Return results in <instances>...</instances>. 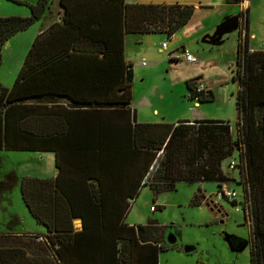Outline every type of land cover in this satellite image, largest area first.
<instances>
[{
	"label": "trees",
	"instance_id": "obj_1",
	"mask_svg": "<svg viewBox=\"0 0 264 264\" xmlns=\"http://www.w3.org/2000/svg\"><path fill=\"white\" fill-rule=\"evenodd\" d=\"M106 1H114L115 9L118 7V13H123L126 35L159 33L170 38L188 23L194 12L193 5L178 3L59 0L64 10L62 23H53L36 35L13 84L9 88L0 84V150L55 152V177L19 178L24 206L35 222L46 230L44 235H26L27 239L41 245L49 264H158L159 253L167 248L162 240L161 226L153 220L145 225L126 226L119 221L118 215L122 211L117 205L128 197L135 198L140 186L144 185L152 189L154 196L174 190L178 181L214 182L218 188L226 180L220 164L233 155L240 142L242 149L238 156L242 163L240 180L244 200L243 204L236 199L229 201L234 206L240 204L242 210L244 202L250 201V264H264V50L249 48L247 24L244 35L241 32L238 35L237 68L233 77L238 83L236 140L232 139L228 121H196L198 124L192 128L184 126L186 131L177 141L174 139L177 127L150 123L133 124L130 130L133 143L37 141L38 138L51 140L54 136L53 128L42 126L59 118L52 111L55 106L53 96H69V108L128 112L132 65L122 64V34L110 37L85 27L88 22L96 24L95 17H88V10L104 7ZM50 2L37 0L27 4L29 15L26 17L0 18V60L3 44L40 19ZM87 51L95 55V63L102 64L106 63L107 54L114 51L112 68L114 74L119 72V77L116 81L114 76L113 84V81L94 79L90 83L93 91L91 95L87 92L85 97L78 91L79 85L75 88L73 82L63 83L60 78L52 77V72L56 65L71 61L73 54ZM100 54L104 56L99 58ZM101 71L105 74L104 69ZM199 83L197 77L185 81L191 96L186 98L199 103L211 101L210 90L195 92ZM84 88L89 90L88 85L81 86ZM71 89L72 95L68 93ZM108 89L113 96L100 98L99 95ZM26 100L37 103L25 104ZM47 102H51L50 107ZM181 158L184 161L179 163ZM17 181L14 172L5 175L0 180V192H8ZM123 188L129 189L130 194L120 196ZM201 196L198 187L190 205H201L204 201ZM125 204L128 203L125 201ZM153 207L157 210L158 206ZM75 219L81 221L79 230H75ZM17 221L13 217L7 228L11 229ZM21 243L19 236L0 233V264H17L22 260L26 248Z\"/></svg>",
	"mask_w": 264,
	"mask_h": 264
},
{
	"label": "rangeland",
	"instance_id": "obj_2",
	"mask_svg": "<svg viewBox=\"0 0 264 264\" xmlns=\"http://www.w3.org/2000/svg\"><path fill=\"white\" fill-rule=\"evenodd\" d=\"M249 5L244 10L238 5L232 14L237 16L239 29L228 31L216 42H203L201 36L194 38L191 46L188 44L187 31L179 29L168 38L165 34H129L126 43L132 56L147 62H158V75L161 80L135 83L134 92L141 93L147 85L152 92H163L168 95L186 99L188 89L185 80L193 77L197 70L208 67L203 74V82L212 92L211 101L199 103L210 115L224 118L231 124L232 139H237L235 94L238 83L233 80L236 71L237 42L239 30L242 35L246 24L253 32L250 46L255 50H264V0H248ZM37 0H0V18L29 15L27 4H34ZM247 9V10H246ZM222 11L211 10L195 13V17L205 15V22L210 28L206 34L211 36L222 19L217 16ZM247 16V22L244 15ZM43 17V16H42ZM42 17L10 37L1 48L0 83L10 87L20 69L27 50L32 44L34 31L39 28ZM207 19V20H206ZM193 39V38H192ZM207 39V38H206ZM167 44V49L160 51L161 43ZM186 45L188 50L197 59L189 63L178 59L176 63L168 61V53ZM161 55L165 61L160 62ZM176 60V59H174ZM217 65L211 68L212 65ZM199 66V68H197ZM200 84H202L200 82ZM204 85V84H202ZM204 87V86H203ZM154 91V92H155ZM206 91V90H204ZM192 101V100H191ZM237 150L233 155L220 164L222 176L226 178L224 184L235 189L238 193L236 200L243 204L244 196L240 180V162L238 152L242 143H237ZM40 153L21 151H0V180L10 172H14L18 181L8 192H0V231L7 230V224L13 220V214L18 215V221L13 224L15 231L21 233L43 232L45 229L37 224L24 206L19 190V178L22 176H44L46 161L39 159ZM179 159V163H181ZM180 165V164H179ZM181 166V165H180ZM184 167V166H183ZM197 187L201 189L203 202L199 206H191L190 200ZM194 188V190H193ZM217 185L214 182H203L200 185L178 183L174 190L161 192L154 196L149 186L141 188L139 194L131 203L126 222L131 224H146L149 220L156 221L162 229L164 244L167 246L158 255L159 264H250V248L252 245V219L250 213H244V206L232 205L229 200L221 199L216 195ZM155 197V198H154ZM200 197V196H199ZM156 205L153 213L150 206ZM12 228V227H11Z\"/></svg>",
	"mask_w": 264,
	"mask_h": 264
},
{
	"label": "crops",
	"instance_id": "obj_3",
	"mask_svg": "<svg viewBox=\"0 0 264 264\" xmlns=\"http://www.w3.org/2000/svg\"><path fill=\"white\" fill-rule=\"evenodd\" d=\"M127 3H167V4H185V5H193L194 12L188 23L182 28V30L187 31L188 44L190 45L191 42L194 41V38L199 39L203 36L202 41L206 39V33L210 31V28L207 26L205 20V15L198 16L202 14L201 12H208L211 10H218V12L222 11L221 14L218 13L217 16L223 17L228 14H232L233 10L238 5V9L244 10L247 5H249L248 0H238L235 3H227L226 0H124ZM106 6L102 7H91L88 10V17H95L94 20L96 24H90V22L86 23L85 27L88 31L98 30L102 34L104 33L106 36H118L119 33L122 34L123 39V59L122 64L130 63L132 65V96L131 101L128 105V112L125 113L122 110L113 111L107 109H91V108H69L68 104L71 103V99L68 98L69 96L60 95V96H53L55 98V106H53L52 111H54V115L58 116L59 118L53 120L51 123L48 122L47 125H42L46 128H53L54 129V136L50 139H39V143H133L130 137V130L133 127L134 123H150V124H171L176 128V134L174 139L177 141V138H180L181 134H183L185 130V125H190L188 128H192L193 125H197L196 121H226L224 118L217 117L210 115L204 108H202L194 99H182L181 97L177 99V97H172L166 95L163 92L153 91L151 87L153 86L154 82L150 86L141 91L138 95L134 92V85L135 83H145L150 81L149 78L154 80H161L163 78L162 73L158 75L157 69L159 67L158 62H147L144 58L141 60L137 59V57L132 56L127 47L126 39L127 35L124 34V20H123V13L122 15L118 13V7H114V1H106ZM97 8V9H96ZM247 10V9H246ZM199 12L198 15L195 17V13ZM64 14V10L59 2V0H51L48 8L46 9L45 13L42 15V22L34 31L33 39L36 35L42 33L43 31L47 30L53 23H62V17ZM77 14V13H74ZM234 16V14H233ZM232 17L226 16L222 19L217 20L215 23H220L223 20ZM244 19L247 22V16L244 15ZM207 20V19H206ZM248 25V24H247ZM245 30L243 31L244 35ZM247 34H248V46L250 49H254L250 46V38H254V33L250 31L249 26L247 27ZM193 38V39H192ZM33 41V40H32ZM191 46V45H190ZM168 47V46H167ZM166 47V49H167ZM182 48H186V45H182L181 48L175 49L171 51L174 53L176 51L177 58H170L169 52L168 53V61L170 63H176L179 58L180 51ZM160 51L163 49L160 47ZM29 50V49H28ZM27 50V51H28ZM114 51L109 52L107 54V61L105 64L102 63H95V55L88 53L85 54L75 53L72 55L71 61L68 63H63L61 65H56L57 68H54L52 77L60 78V81L63 83L70 84L73 82L76 85H79L81 92L85 97L87 92L91 95V81L93 82L94 79H97L101 82L114 81V76L116 75V81H118L119 72L116 71V74L113 73V55ZM26 56V55H25ZM102 54H100L99 58H101ZM106 58V56H105ZM112 58V59H111ZM160 62H164L165 59L161 55ZM176 59V60H174ZM112 61V62H111ZM197 62V61H196ZM22 65V64H21ZM217 65L213 64L211 68L216 67ZM21 67V66H20ZM117 68V66H116ZM199 68V66H197ZM101 69L105 70V74H102ZM106 69H109V72H106ZM208 67L204 68L202 71L197 70L193 77L191 78H198V81L204 84V89L208 90L203 82V74ZM100 70V72H99ZM189 78V79H191ZM165 79V78H163ZM188 80V79H186ZM185 80V81H186ZM149 83V82H148ZM1 84V83H0ZM2 85V84H1ZM88 85V91L81 89V86L86 87ZM7 87V85H4ZM9 88V87H7ZM71 95L73 90H68ZM76 94V92H75ZM106 94V95H104ZM100 98H111L113 96L110 89H108L105 93L102 92ZM89 97V96H88ZM192 100V101H191ZM25 104H34L37 103L35 100H26L24 101ZM47 107H50L51 102H47ZM45 111V110H44ZM185 126V127H184ZM42 140V141H41ZM174 143V142H173ZM0 151H21V152H37L40 153L39 159H43L46 161V174L44 176H35V177H55L57 174V169L55 165V152L54 151H28V150H0ZM158 155V154H157ZM126 170V169H125ZM28 176V175H25ZM77 178V177H76ZM178 183H185L188 185H193L198 183L194 182H183L178 181L175 182V186ZM87 185V184H86ZM200 185V184H199ZM140 186L139 192L141 188L145 187ZM198 188V187H197ZM112 190V189H111ZM194 190V188H193ZM114 193L115 191L112 190ZM107 192L103 191V194ZM118 194V193H117ZM129 189L123 188L119 195L125 196L129 195ZM139 194V193H138ZM194 196V193L192 197ZM137 197V196H136ZM135 197V198H136ZM135 198H126L125 201L128 203L125 204V201L120 202L119 210L122 211L121 215H118L119 221L126 225V226H133L136 227L138 225H145V224H138L134 225L130 222H126V217L128 215V211L130 209L131 203L134 201ZM118 204V203H117ZM126 205V207H125ZM150 209V208H149ZM151 211V210H150ZM156 211V210H155ZM151 211V213L155 212ZM13 217L16 219L18 218L17 214H13ZM147 223V222H146ZM75 230H79L81 228V221L80 219H75L73 221ZM41 226V225H40ZM43 227V226H42ZM44 228V227H43ZM45 229V228H44ZM5 235L19 236L21 239V245L26 248L25 257L17 262V264H49L45 252L41 249V245L35 243L33 240H28L26 235L30 234H41L44 235L46 230L43 232H35V233H21L15 231L12 227L11 229H7L4 231H0ZM162 240L163 233H162ZM159 264V262H158Z\"/></svg>",
	"mask_w": 264,
	"mask_h": 264
},
{
	"label": "built area",
	"instance_id": "obj_4",
	"mask_svg": "<svg viewBox=\"0 0 264 264\" xmlns=\"http://www.w3.org/2000/svg\"><path fill=\"white\" fill-rule=\"evenodd\" d=\"M167 44L165 42L161 43V48L162 49H166ZM176 51L174 53H169L170 58H177V56L175 55ZM179 58H182L184 61L189 62V63H195L197 61L196 57L194 55H192L188 50H186L185 48H182L180 51ZM204 87L202 84H198L195 88V92H201L204 91ZM187 98H191L190 93H188L186 95ZM216 195L221 198V199H227V200H235L237 198V193L230 188L228 185L226 186L224 183L220 184L219 187L217 188V192ZM245 206H244V213L248 212L251 213V206H250V201H245L244 202ZM237 207V205H236ZM151 211H154V207H150ZM246 211V212H245ZM41 239V238H39Z\"/></svg>",
	"mask_w": 264,
	"mask_h": 264
},
{
	"label": "water",
	"instance_id": "obj_5",
	"mask_svg": "<svg viewBox=\"0 0 264 264\" xmlns=\"http://www.w3.org/2000/svg\"><path fill=\"white\" fill-rule=\"evenodd\" d=\"M235 29H239L238 17L237 16L229 17L219 23L216 31L211 36L206 35L207 39H205L204 41L207 43L216 42L222 37L224 33L235 30Z\"/></svg>",
	"mask_w": 264,
	"mask_h": 264
},
{
	"label": "flooded vegetation",
	"instance_id": "obj_6",
	"mask_svg": "<svg viewBox=\"0 0 264 264\" xmlns=\"http://www.w3.org/2000/svg\"><path fill=\"white\" fill-rule=\"evenodd\" d=\"M243 15H245V14H243ZM241 30H242V29H240L239 32H241ZM241 33H242V32H241Z\"/></svg>",
	"mask_w": 264,
	"mask_h": 264
}]
</instances>
